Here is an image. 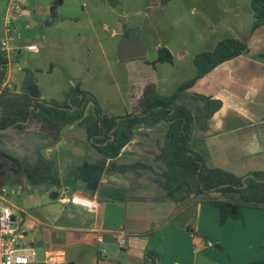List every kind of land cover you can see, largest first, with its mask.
<instances>
[{"label":"crops","instance_id":"obj_1","mask_svg":"<svg viewBox=\"0 0 264 264\" xmlns=\"http://www.w3.org/2000/svg\"><path fill=\"white\" fill-rule=\"evenodd\" d=\"M19 1L21 6L27 2ZM251 1H160L150 6L157 12L154 25L149 24L151 13L145 14L153 27L148 36L153 44H147L146 35L137 30L125 29L115 44H93L97 58H83L82 44H50L60 53L51 56L53 69L46 78L55 81L59 69L68 75L64 78L68 84L60 91L51 88L60 96L41 87L40 79L32 78L19 63L35 44L21 45L13 39L10 52L0 55L8 73L1 93L31 102L35 110L36 101L63 102L64 92L81 85L86 74L102 81V63L113 64L116 70L110 76L115 91L105 87L109 91L103 96L96 87H82L95 94L105 114H137L150 96H171L193 79L198 54L213 51L222 40L238 39L248 44L249 51L199 79L180 103L197 117L191 148L208 166L243 177L264 171V25L253 30ZM26 14L21 10L17 21ZM133 32L141 37L145 56L121 60L119 47ZM161 47L173 60L154 66ZM43 51L42 46L32 52L42 55ZM117 67H125L124 88L116 77ZM201 97L221 102L209 118L204 117ZM94 113L91 103L86 115ZM169 128L164 121L136 126L115 159L100 154L91 145L87 128L78 123L60 128L35 116L20 129L0 131V189L16 191L8 201L14 213L25 218L21 239L29 236L31 246L43 252L41 264H109L103 251L110 244L119 246L116 256L128 250L130 264H264L263 209H246L242 219L221 225L219 210L206 198L189 193L168 197L161 149ZM64 196H70L71 203H63Z\"/></svg>","mask_w":264,"mask_h":264},{"label":"trees","instance_id":"obj_2","mask_svg":"<svg viewBox=\"0 0 264 264\" xmlns=\"http://www.w3.org/2000/svg\"><path fill=\"white\" fill-rule=\"evenodd\" d=\"M164 1V0H163ZM63 0H57L51 8L55 15L56 8ZM254 12L253 30L264 25V0H252ZM249 51L248 44L238 39L220 41L213 51L198 54L193 62L197 69L196 76L181 85L171 96L155 94L146 101V108L137 114L113 116L105 114L98 98L79 85L73 87L63 102L36 101L35 110L31 102L21 103L1 93V85L7 80V62L0 56V130L21 128L35 116L54 123L60 128L80 124L87 128L91 145L109 159L117 158L122 149L131 141L134 128L138 125L148 127L161 122L169 124L165 145L162 147V159L166 165V187L173 190L179 184L188 182L197 199L206 200L219 210L220 224L229 219L240 220L246 209L264 210V171L253 172L243 177L237 176L219 167H210L205 158L192 150L191 140L193 123L197 117L185 105L180 103L182 95L199 79L205 77L223 63L235 59ZM157 66L171 62L169 50L161 47L158 51ZM205 102L204 117H211L220 107L221 102L210 97H201ZM95 105V113L86 115L89 104ZM39 109V112H36ZM152 231L149 235H152ZM152 256V254H150Z\"/></svg>","mask_w":264,"mask_h":264},{"label":"rangeland","instance_id":"obj_3","mask_svg":"<svg viewBox=\"0 0 264 264\" xmlns=\"http://www.w3.org/2000/svg\"><path fill=\"white\" fill-rule=\"evenodd\" d=\"M56 1L27 0L25 5L21 6V10L27 13L26 16L20 18L18 21L16 20L11 28L13 29V38L21 45L33 43L37 48L40 47V49H42V46L46 47V52L43 51L42 55L35 54L32 51H25L20 57L19 63L27 68L26 71L32 78L40 79L39 83L41 87H48L50 94L60 96L61 94H55L51 88L59 89L60 91V86L68 84V81L64 79L68 75H63L64 71L59 69L54 75L55 81L49 82L46 78L48 77V71L53 69L51 56L52 58L55 56L59 57L58 54L60 53V50L54 49L52 51L49 48L50 44H82L80 48L82 50L81 56L85 59L92 56L97 58L98 49L95 50L93 44L100 42L103 44H115L117 41L119 42L125 29L137 30L144 35V38L146 35L147 44H153L151 37L148 36L153 31V27H150V25L152 26L157 22L155 19L157 12L155 9H151L150 6L163 0H63L62 5L57 6L55 15H53L51 8L55 5ZM8 2L9 0H0V55H2L1 42L6 38L5 27ZM148 12L151 13V20L153 21V24L149 21L150 25L146 22L145 17V14ZM123 63L124 65L121 66L127 64L126 61H123ZM112 69L116 70L113 64L108 66L102 63V81L98 82L90 74H86L82 82H80L82 84L78 85L82 89H84L83 85L88 87L93 86L103 96L105 94L108 95L109 89L106 90L105 87L110 88L111 91L116 90L114 79L110 76ZM118 69L117 67L118 75L116 77L120 86L124 88L128 82L124 70L125 67L120 70ZM96 83H100L102 88H99ZM73 87L68 88L64 92V100L67 93ZM9 186L12 187L11 185ZM184 194H187V192ZM30 240L28 236L22 238L21 243L26 245V247H32ZM35 250L38 260L42 262L44 260L43 252L38 246L35 247ZM103 252L107 255L109 264H130L128 261V250H121L117 256L114 255L115 252L107 249H104Z\"/></svg>","mask_w":264,"mask_h":264},{"label":"built area","instance_id":"obj_4","mask_svg":"<svg viewBox=\"0 0 264 264\" xmlns=\"http://www.w3.org/2000/svg\"><path fill=\"white\" fill-rule=\"evenodd\" d=\"M21 13V4L19 0H9L8 13L6 16L5 34L6 38L1 42V51L10 52V42L13 38V29L11 26L18 19ZM32 51H37L36 45L29 46ZM15 190L8 187L0 189V264H41L34 247H26L21 243L20 229L25 221L21 214H15L13 207L8 199L10 194H15ZM70 196H64L61 201L63 203H71ZM98 204H94L97 208ZM126 240L122 239L121 244L124 246ZM208 245L214 246L213 242Z\"/></svg>","mask_w":264,"mask_h":264},{"label":"water","instance_id":"obj_5","mask_svg":"<svg viewBox=\"0 0 264 264\" xmlns=\"http://www.w3.org/2000/svg\"><path fill=\"white\" fill-rule=\"evenodd\" d=\"M145 56V48L143 41L138 34L133 33L128 39H126L119 47V58L121 60H129L142 58ZM2 131V130H0ZM191 186L188 182H183L171 190L168 194V197L175 199L177 196L182 195L185 192H190ZM110 251L116 252L119 249L117 244L106 245Z\"/></svg>","mask_w":264,"mask_h":264}]
</instances>
